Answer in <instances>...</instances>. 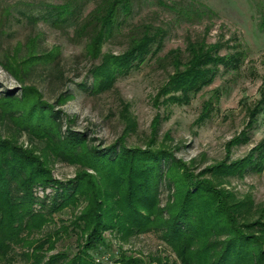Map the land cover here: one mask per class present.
I'll list each match as a JSON object with an SVG mask.
<instances>
[{
    "label": "trees",
    "instance_id": "trees-1",
    "mask_svg": "<svg viewBox=\"0 0 264 264\" xmlns=\"http://www.w3.org/2000/svg\"><path fill=\"white\" fill-rule=\"evenodd\" d=\"M81 8L79 0H41L15 7L13 12L31 26L39 20L60 26L74 21ZM129 11L130 0H102L76 28L90 31L88 52L101 57L91 69L93 91L109 87L118 73L143 61L152 46L154 52L161 47L165 31L147 26L123 53L100 55L101 43L113 31L120 12ZM260 27L264 28V11ZM27 44L17 54V65H5L22 84L35 66L52 65L58 56L33 42ZM185 50V59L176 50L169 52L174 71L161 88L163 94L179 92L170 99L182 103L211 84L220 67L239 69L245 58L238 40L231 46L222 41L207 43L204 38L188 40ZM51 71L57 73L54 65ZM69 96L67 91L59 93L55 104L62 105ZM256 104L249 112L251 124L264 110V97ZM211 105L205 104L206 114ZM0 125L8 130L0 132V264L11 262L16 246L26 248L20 255L29 264H105L94 252L110 247L103 235L107 230L122 241L157 233L174 258L161 252L148 255L154 264H264V207L222 186L224 177L264 170V139L240 159L227 157L191 174L164 143L157 147L154 143L125 147L121 141L106 147L94 144L66 127L61 110L43 100L32 85L21 86L19 94L0 91ZM23 133L31 143L42 144L44 152L38 153L32 144L25 148L19 144ZM56 160L77 165L74 177L54 178L51 166ZM36 187H52L54 193L39 198ZM164 188L169 194L162 205ZM65 208L71 210L69 219H60L53 229L34 236L53 221V213ZM71 231L75 251H54L57 241ZM115 262L143 264V258L120 248Z\"/></svg>",
    "mask_w": 264,
    "mask_h": 264
},
{
    "label": "rangeland",
    "instance_id": "rangeland-1",
    "mask_svg": "<svg viewBox=\"0 0 264 264\" xmlns=\"http://www.w3.org/2000/svg\"><path fill=\"white\" fill-rule=\"evenodd\" d=\"M40 1L0 0V91L19 94L21 86L32 85L41 92L43 100L61 110L66 127L83 133L94 144L106 147L121 141L125 147H145L147 143L157 147L164 143L191 174L227 157L240 159L264 139V110L253 124L249 117V112L264 97V28L260 27L264 0H130L129 13L120 12L113 31L101 43L100 55L123 53L130 40L140 36L147 26L165 31L161 47L154 52L155 45L152 46L143 61L134 63L127 72L118 73L109 87L98 92L90 88L91 69L101 57L88 52L90 31H76V28L102 0H79L80 14L74 21L60 26L42 20L31 26L26 18L13 12L15 7L32 2L36 5ZM199 38L207 43L222 41L229 46L238 40L245 51L243 63L236 70L220 67L212 83L191 95L188 103L171 100L172 95L180 93L161 92L174 71L173 55L169 52L176 50L185 59L188 40ZM31 42L58 56L52 65L35 66L22 84L5 65L9 62L17 65L20 49ZM53 65L57 73L51 71ZM65 91L70 93L69 98L57 106V95ZM207 103L212 105L206 114ZM7 131L6 126L0 125V132ZM18 142L24 148L32 144L38 153L44 152L43 145L37 141L31 143L25 133ZM51 169L54 178L65 181L74 177L78 167L56 160ZM223 180L222 186L241 199L248 196L255 206L264 207V170L230 175ZM35 190L39 198L54 193L52 187ZM168 194L166 188L162 189V205ZM34 207L39 209L38 205ZM70 216L69 208L53 213V221L34 236L45 234L59 225L60 219L67 220ZM103 235L110 247L95 251L94 256L105 264H118L115 259L120 248L141 256L143 264H154L147 256L157 252L174 258L170 248L154 232L134 235L128 241H122L110 230ZM75 249V234L71 231L57 241L54 251L71 253ZM23 250L26 248L16 246L9 264H29L20 255Z\"/></svg>",
    "mask_w": 264,
    "mask_h": 264
}]
</instances>
